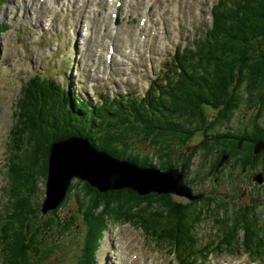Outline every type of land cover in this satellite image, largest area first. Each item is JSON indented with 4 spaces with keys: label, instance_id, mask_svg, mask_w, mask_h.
Masks as SVG:
<instances>
[{
    "label": "trees",
    "instance_id": "obj_1",
    "mask_svg": "<svg viewBox=\"0 0 264 264\" xmlns=\"http://www.w3.org/2000/svg\"><path fill=\"white\" fill-rule=\"evenodd\" d=\"M213 15V24L197 40L195 48L177 52L173 57L166 75L167 84L156 83L154 87L158 95L156 90L148 98L140 99L135 96L111 99L102 94V105L95 108L90 102L77 104L79 98L72 92L55 96L54 84L39 77L29 80L25 86L27 93H22L18 100L15 125L9 136L11 149L13 142L16 146L9 158L6 210L0 218V247L5 264H31L29 242L39 241L46 228L51 231L64 225L58 216L40 222L38 213V184L46 178L47 158L54 140L72 133L84 134L99 148L147 165L135 152L137 147L132 141L135 137L139 143L157 138L163 132L167 151L172 154L170 150L176 140L193 135L200 127L207 133L209 121H212L211 129L218 128L232 118L243 100L250 99L251 104L257 99L264 100V0H219ZM3 29L5 26H0V31ZM207 106L218 114L207 115ZM216 135L226 138L219 132ZM234 142L232 146L236 148L238 143ZM205 145L211 149L209 143ZM84 184L93 196L89 204L95 209L104 206L100 213H93L95 222L86 216L88 233L95 241L101 235L105 217L112 214L139 223L147 235L173 246L179 255L190 252L194 256L198 252L199 241L194 231L203 221L202 208L192 211L191 204L177 202L171 194L139 195L127 189L111 194L112 200L105 203L97 189ZM130 193L141 199L124 203ZM118 201L122 206L111 213V203ZM214 201L215 198H208L204 210ZM138 202L159 203L167 212L154 213L152 218L143 212L134 213ZM240 212L208 214L224 215L225 226L236 229V234L229 229L223 235L226 247L232 248L238 242L237 230L243 228L249 230L242 241L245 251L255 256L264 254V233L255 225L256 214ZM259 232L263 237L257 236ZM86 244L91 247V238Z\"/></svg>",
    "mask_w": 264,
    "mask_h": 264
},
{
    "label": "rangeland",
    "instance_id": "obj_2",
    "mask_svg": "<svg viewBox=\"0 0 264 264\" xmlns=\"http://www.w3.org/2000/svg\"><path fill=\"white\" fill-rule=\"evenodd\" d=\"M215 2L216 0H155L153 5L147 7L146 0H133L129 8L122 6L120 25L115 27L110 12L106 4H102V0H0V23L8 24V30L0 32V211L4 196L3 188L6 184L7 143L5 140L10 127L15 125L14 109L17 99L20 93H27L25 86L21 85L26 83L30 75L39 73L55 78L66 89L80 93L84 98H90L95 103L99 101V93L114 97L131 92L139 96L147 89L150 80L164 75L165 68L169 66L168 60L178 47L183 48L184 45H188L199 37L203 38L205 30L213 22L210 13ZM95 4L100 5L94 7ZM147 9L151 13L152 23L142 27L147 26L143 32L151 37L144 44L138 42L139 36L141 37L143 33L139 34L138 26L139 19L145 16L144 11ZM88 21L92 34L85 36L82 34V29ZM202 32L203 34L199 35ZM99 38H102L100 44L97 42ZM109 43L116 48V54L110 63L105 58ZM147 52L150 55H147ZM245 114H247V108L244 107L218 128L221 133L227 132L226 137H229V143L231 142L232 145L235 143V134L243 132ZM210 122L212 121L207 123L209 129ZM260 130L255 129V131ZM197 136L202 137L200 134ZM221 145L222 143L218 144V146ZM207 153L209 155L211 152L207 150ZM147 156L150 159L149 153ZM198 157L193 158L192 172H188L189 176L195 171V166L199 162ZM228 161L234 164V167L230 168L231 171L228 173L221 170L216 176H225L227 173L230 176L236 171L233 169L241 164L231 159ZM152 162L157 163L154 157ZM208 167V161L202 160L197 168L207 170ZM211 168L212 166L209 171ZM76 181L74 180L73 183ZM191 184L185 185L195 193L207 192L205 196L209 192L219 191L214 197L218 202L220 200L226 202L228 210L232 213L237 209L242 210L241 207L245 208L240 213H255L257 218L255 225L258 224L264 233L263 186L256 189V186L248 182L242 184V179L238 183L240 186L220 183L214 187L211 181L201 182L200 180ZM44 187L42 184L41 200L45 195ZM124 189L139 193L129 187L107 191L98 189V191L101 199L106 203L112 200L111 194L122 193L121 190ZM132 193L124 200V203L131 199H141L133 196ZM76 194H79L83 200L82 208L85 209L86 214L91 218L95 216L93 214L95 208L91 205L87 207L85 195L89 198L93 196L88 193V189L83 184L77 183L60 213L63 217L71 212L77 213L76 223L80 225L78 227L81 231L77 230L75 224L72 233L61 240L62 248L55 249L53 256H57V260L52 264H78L81 255L94 249V247H86L87 241L83 244V240L89 236L91 244H96L91 237L92 234L88 233L89 228L84 235V225L79 222L81 213L76 210L79 208V203L75 201ZM179 198L186 200V198ZM229 198H233L235 203L230 204ZM112 203L119 207L123 204L119 201ZM143 203L136 204L142 207ZM216 218L219 220L217 221ZM202 219L203 221L196 226L201 247L206 240L215 239L221 235L220 233L224 234V231L229 229L225 226V216L213 217L205 213ZM108 225L106 236L101 240L98 247L100 249L97 250L99 256L103 255L101 252L106 251L104 241L108 238L107 251L111 250V253L107 252L103 263L99 259L98 264H134L131 261V254L128 256V250L132 249L130 246H133L132 251L137 252L144 264L174 262H169L172 256L168 252L160 250L155 243L144 237L141 227L112 221H109ZM230 230L236 234L235 228ZM248 231L243 228L238 229V241L242 240ZM257 236L263 237V234L259 232ZM135 244L138 246L134 247ZM61 249L64 250L59 252ZM203 264H264V258L252 259L240 248L234 254L212 252L208 254Z\"/></svg>",
    "mask_w": 264,
    "mask_h": 264
},
{
    "label": "water",
    "instance_id": "obj_3",
    "mask_svg": "<svg viewBox=\"0 0 264 264\" xmlns=\"http://www.w3.org/2000/svg\"><path fill=\"white\" fill-rule=\"evenodd\" d=\"M263 150L264 141L257 142L255 153ZM75 177L89 181L100 191L129 187L140 194L155 191L177 193L191 199L200 197L192 194V190L183 182V173L176 169L162 172L153 167H141L112 157L94 148L85 138L73 135L51 146L47 197L41 208L43 213L59 205Z\"/></svg>",
    "mask_w": 264,
    "mask_h": 264
},
{
    "label": "flooded vegetation",
    "instance_id": "obj_4",
    "mask_svg": "<svg viewBox=\"0 0 264 264\" xmlns=\"http://www.w3.org/2000/svg\"><path fill=\"white\" fill-rule=\"evenodd\" d=\"M254 102L256 103L254 106H251V105L247 106L248 111H247V114H245L244 116L245 117L244 121L247 123L244 126V134L240 141V145H238L239 147L238 155L236 156V158L235 157L232 158L229 156L225 160L223 165L220 167L218 172L209 173L210 166H212V164L216 160H218V156L220 154L221 156L223 154V151L218 147V143H217L216 147L214 148V151L211 150L210 151L211 153L208 155L209 167L207 168V170L204 169V171L202 172V177H204L205 175H208V176L205 178H202L201 182L209 181L212 179L215 185H219L220 183L233 184L234 179H229L228 173L231 171L230 168L234 167V164L228 161L229 159H231V161H235L236 159L240 161L242 166H237V168L239 167L242 168V172L240 175L243 177L244 180H245V176H247L246 177L247 179L245 181L249 183L253 181V183L255 184V181L253 180V176L256 173H262L263 179H264V162L257 163L258 160L264 159V152L257 154V156H253L250 152L252 151L253 153L254 144L258 140L264 139V107L262 106L263 101L257 99ZM258 118L259 119L261 118V121L257 120ZM255 129L256 130L261 129V130L255 131ZM202 138L203 137H199V138L195 137L193 139V144L196 145L195 148H197ZM206 138L207 140L204 143H207L208 141L212 139L210 135L207 136ZM230 144L231 142L229 143V146ZM201 145H204V144H201ZM224 145H228V142H225ZM197 152L198 153L200 152L201 157L204 156V150L202 148H200ZM221 170L223 172L228 171V173L225 176L224 175L216 176L217 174H219ZM233 170H235V168Z\"/></svg>",
    "mask_w": 264,
    "mask_h": 264
},
{
    "label": "bare ground",
    "instance_id": "obj_5",
    "mask_svg": "<svg viewBox=\"0 0 264 264\" xmlns=\"http://www.w3.org/2000/svg\"><path fill=\"white\" fill-rule=\"evenodd\" d=\"M109 8L112 9V12L115 11V9H116L115 3H113V4H110V3H109ZM111 19H112V17H111ZM112 20L114 21V19H112ZM149 20H150V19H149ZM149 20L147 19L148 23H149ZM147 25H149V24H147ZM0 26H1V24H0ZM145 29H146V28H145ZM89 36H90V35H89ZM101 41H102V38H99V39L97 40L98 44H100ZM109 48H114V47L112 46V43H109V44H108V49H109ZM108 49H107V52H108ZM242 105H243L245 108H247L246 103H245V102H241V104H240V106H239V108H238L239 110H240V109L243 110L244 107L242 108ZM262 106L264 107V100H263V104H262ZM163 116H164V115L160 116V118H159L161 121L164 120ZM73 186H74V188H76L77 185L74 183ZM197 188H198V187H197ZM67 192L70 194V193H71V190L68 189ZM202 198H203V197H202ZM202 198H201V199H202ZM216 199H217V198H216ZM90 218H91V217H90ZM90 220H91L92 223L95 222V220H93V218H91ZM92 220H93V221H92ZM104 242H105V247H106V250H107L108 247H109V239H108V238L105 239ZM110 251H111V250H110ZM199 251H200V249H199ZM108 252H109V250H108ZM102 253L104 254V257H103V260H104V258H106V256H105V253H104V252H102ZM109 253H111V252H109Z\"/></svg>",
    "mask_w": 264,
    "mask_h": 264
}]
</instances>
